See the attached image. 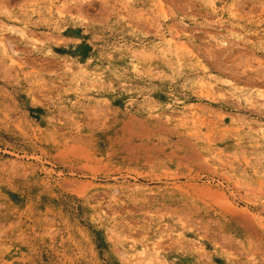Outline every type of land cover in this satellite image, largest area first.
I'll list each match as a JSON object with an SVG mask.
<instances>
[{
  "label": "rangeland",
  "instance_id": "rangeland-1",
  "mask_svg": "<svg viewBox=\"0 0 264 264\" xmlns=\"http://www.w3.org/2000/svg\"><path fill=\"white\" fill-rule=\"evenodd\" d=\"M2 39L0 264H264V0H0Z\"/></svg>",
  "mask_w": 264,
  "mask_h": 264
},
{
  "label": "bare ground",
  "instance_id": "bare-ground-1",
  "mask_svg": "<svg viewBox=\"0 0 264 264\" xmlns=\"http://www.w3.org/2000/svg\"><path fill=\"white\" fill-rule=\"evenodd\" d=\"M0 45L1 46H3V50H4V52H5V54H6V56H7V58H9V60L11 61V62H15L16 61V59H15V56H14V51L12 50V48L10 47V46H8V43H6L5 41H4V39H2V40H0ZM123 85V84H122ZM259 127L262 129V131L264 132V125H259ZM119 191H114V195L115 194H117ZM237 215V214H236ZM236 215H234V216H236ZM237 217H239L238 215H237Z\"/></svg>",
  "mask_w": 264,
  "mask_h": 264
}]
</instances>
